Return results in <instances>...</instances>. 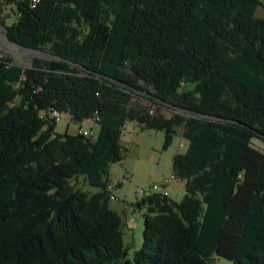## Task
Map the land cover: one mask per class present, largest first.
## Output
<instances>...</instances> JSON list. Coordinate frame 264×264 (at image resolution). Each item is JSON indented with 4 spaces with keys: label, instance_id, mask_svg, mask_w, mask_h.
I'll return each mask as SVG.
<instances>
[{
    "label": "trees",
    "instance_id": "trees-1",
    "mask_svg": "<svg viewBox=\"0 0 264 264\" xmlns=\"http://www.w3.org/2000/svg\"><path fill=\"white\" fill-rule=\"evenodd\" d=\"M2 1L7 40L53 59L0 58V264H264L261 0ZM51 110L97 120V138L58 135ZM129 122L165 133L164 150L177 129L186 143L172 170L186 195L137 202L133 262L105 180ZM80 176L102 192L76 189Z\"/></svg>",
    "mask_w": 264,
    "mask_h": 264
},
{
    "label": "rangeland",
    "instance_id": "rangeland-1",
    "mask_svg": "<svg viewBox=\"0 0 264 264\" xmlns=\"http://www.w3.org/2000/svg\"><path fill=\"white\" fill-rule=\"evenodd\" d=\"M262 6L256 10L257 18L264 19V0H261ZM0 6L3 10L1 19L5 27H10L15 21L14 5H7L5 1L0 0ZM0 24V58H8L18 66L28 68L36 60H52L53 58L45 52H33L10 43L6 37V29ZM134 104L149 107L155 112L158 111L165 118H171L179 111L173 107L161 104L160 106L151 105L144 95L137 94ZM180 114V113H179ZM93 130L98 136L99 127L91 123H74L69 114H62L61 120L56 122V132L58 135L66 133L77 135L81 131ZM182 130L177 129V135L174 137L172 145L164 150L166 135L162 131H152L143 129L138 123L129 122L123 130L121 145L124 148L122 161L114 163L109 168V175L105 179L109 191L115 197L110 201V207L121 217L124 233L125 248L127 249L128 259L133 262L136 252L144 244L143 230H145L144 215L146 209H139L137 202L141 200L138 191L148 189L154 185L162 186L169 179H172V185L168 186L170 198L180 202L186 195V182L178 180L172 173L173 158L177 154H183L186 146L181 147L183 143ZM73 186L93 196L102 189L89 185L86 176H80L79 180L72 182ZM233 262L214 257L210 264H232Z\"/></svg>",
    "mask_w": 264,
    "mask_h": 264
},
{
    "label": "built area",
    "instance_id": "built-area-1",
    "mask_svg": "<svg viewBox=\"0 0 264 264\" xmlns=\"http://www.w3.org/2000/svg\"><path fill=\"white\" fill-rule=\"evenodd\" d=\"M30 1H31L32 6L36 7L40 3L41 0H30ZM151 113H153V112H151ZM61 116H62V114L59 113L56 110H51L48 113H42V115H41V117L43 119H51V120H55L57 122H59L61 120ZM87 122L91 123L93 125H96L97 120H93V119L92 120H85L81 124H84V123H87ZM80 134L88 137V139H91V140H95V138H97V136L95 135L93 130H91L89 132L87 130L86 131H81ZM180 146L183 148V147L186 146V143L183 142V143H181ZM170 185H172V179L167 180L165 182V185H162V186L161 185L160 186L154 185V186H152L151 188H148V189H146V188L141 189V190L138 191V196L140 198H146V199H148V198H150V197H152V196H154L155 194H158V193H161V195H164V196H169V194H168V186H170ZM114 199H115V197L112 195L110 200L112 201Z\"/></svg>",
    "mask_w": 264,
    "mask_h": 264
}]
</instances>
